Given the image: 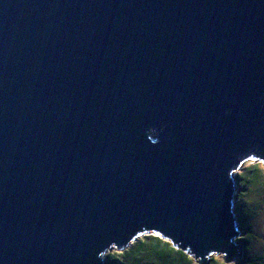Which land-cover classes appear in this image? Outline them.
<instances>
[{
  "label": "water",
  "instance_id": "95a60500",
  "mask_svg": "<svg viewBox=\"0 0 264 264\" xmlns=\"http://www.w3.org/2000/svg\"><path fill=\"white\" fill-rule=\"evenodd\" d=\"M247 160L264 0H0V264H103L139 232L234 260Z\"/></svg>",
  "mask_w": 264,
  "mask_h": 264
},
{
  "label": "trees",
  "instance_id": "16d2710c",
  "mask_svg": "<svg viewBox=\"0 0 264 264\" xmlns=\"http://www.w3.org/2000/svg\"><path fill=\"white\" fill-rule=\"evenodd\" d=\"M260 168L252 163L237 174L238 185L255 184L262 181ZM242 193H235V200ZM243 202L233 207L239 223L241 234L236 238L243 247V254L231 261L223 260L220 255H211L206 264H264V256L253 249L256 239L251 223L246 218L242 208ZM255 206V205H254ZM118 253L119 255H115ZM103 264H199L190 253L176 248L169 240L155 232H139L131 243L121 249H113L102 257Z\"/></svg>",
  "mask_w": 264,
  "mask_h": 264
},
{
  "label": "rangeland",
  "instance_id": "374dc122",
  "mask_svg": "<svg viewBox=\"0 0 264 264\" xmlns=\"http://www.w3.org/2000/svg\"><path fill=\"white\" fill-rule=\"evenodd\" d=\"M256 164L262 175V181L251 184H236L235 193L241 192L239 199H234V206L243 202L242 208L246 213L247 220L251 223L256 239L253 242V249L258 254L264 256V162L247 160L234 173V177L240 173L244 167ZM255 205V206H254Z\"/></svg>",
  "mask_w": 264,
  "mask_h": 264
},
{
  "label": "snow or ice",
  "instance_id": "6c2138e0",
  "mask_svg": "<svg viewBox=\"0 0 264 264\" xmlns=\"http://www.w3.org/2000/svg\"><path fill=\"white\" fill-rule=\"evenodd\" d=\"M250 159H256V157L255 156H252V157H250ZM115 255H119V254L116 253Z\"/></svg>",
  "mask_w": 264,
  "mask_h": 264
}]
</instances>
